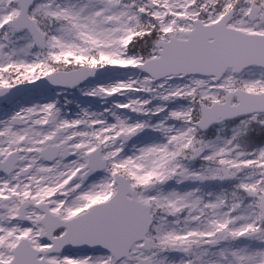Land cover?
<instances>
[{
  "label": "snow or ice",
  "instance_id": "1",
  "mask_svg": "<svg viewBox=\"0 0 264 264\" xmlns=\"http://www.w3.org/2000/svg\"><path fill=\"white\" fill-rule=\"evenodd\" d=\"M0 264H264V0H0Z\"/></svg>",
  "mask_w": 264,
  "mask_h": 264
}]
</instances>
